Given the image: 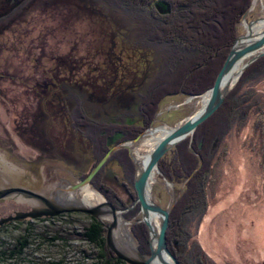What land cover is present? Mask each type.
Masks as SVG:
<instances>
[{
	"label": "rangeland",
	"instance_id": "1",
	"mask_svg": "<svg viewBox=\"0 0 264 264\" xmlns=\"http://www.w3.org/2000/svg\"><path fill=\"white\" fill-rule=\"evenodd\" d=\"M6 2L7 0H0V160L10 168V171L17 167L30 174L25 170L27 168L25 164L20 165L21 157L18 154L35 161L38 157L37 150L32 148L30 143L27 144L25 138H21L19 134L20 126L23 127V124L33 125V116L37 115V108L39 109L34 94L36 77H42L43 71L48 72L47 78L50 77L52 72L49 69L55 65L58 67L60 63L64 64L68 58H71L69 64L74 67L71 68L73 72L71 71L70 76L73 77L78 88L76 87L75 90L73 87L67 88V96L64 89L60 88L63 98L60 105L55 100L45 108L50 109L49 111L55 116L53 120L59 126L56 128L58 141L67 144L66 140L73 139L71 145L73 148L75 146L76 156L79 159L73 160L72 163L75 165L76 161L80 163L74 166L75 168H71L60 162L42 161L36 165L35 173L31 176L41 174L42 177H35L40 179L46 191H52V188L62 186L64 182L59 180V176L54 177L57 167L60 166L71 171V175L74 172L72 170H75L76 173L69 178L71 182L77 180L73 183L76 184L83 180L103 157L95 162L91 144L87 140L90 138L87 134L88 129L83 128V130L81 125H77L78 111L76 106L70 103L78 102L83 105L87 114L99 116L100 119L110 121L121 116L120 118L140 124L139 97L147 85L149 67L144 69V73L140 69L146 64L150 55L149 51L146 53V49L143 50L136 44L135 37H132L135 33L129 31L130 29L126 30L127 23L122 15L128 13L133 17L138 15L142 17L141 2L125 0L127 8L130 9L126 11L120 6H117L115 9L118 11H115L98 0ZM154 10L157 13H165L169 8L167 3L161 2ZM149 11L153 12V10ZM155 14L152 15L154 19L158 18ZM149 18L153 20L152 17ZM263 18L264 0H251L240 20L238 37L247 33L248 23L251 21H256L257 31H264V27H259L263 23ZM155 21L157 22L158 19ZM158 23L165 25L167 21ZM263 56L264 52L245 67L227 96L240 82L248 67ZM250 57L243 59L241 66L246 64ZM63 74L68 76V73L66 74L62 69L61 76ZM213 85L197 94L181 93L167 97L162 107L155 112L153 120L146 126H139L143 129L137 136L121 140L112 147L121 143L135 145L139 142V139L135 140V138L146 134L151 128L172 127L193 116L200 108L201 96L208 94ZM81 86L86 87L85 90H82ZM257 87V92L264 98V79L257 84ZM248 108L245 109L247 112ZM70 112L73 115L70 116ZM214 114L204 122L209 121ZM259 114L250 111L247 123L241 130L233 128L234 130L224 138L216 141L215 155L212 158V163L215 162L214 174L207 183L205 208L190 212L187 206L192 200L183 195L186 184L203 164L199 155V167L185 181L171 180L160 168L161 159L179 143L160 159L159 168L154 169L159 172L157 178L152 180L151 187H148L149 197L164 208L169 205L173 196L178 197L177 206L186 204L183 206V212L186 213L182 214L178 221L180 240L171 245L168 241L171 251L178 260L181 262L182 259L185 262H181L182 264H264V113ZM193 136L194 134L186 138L187 148L190 150L194 144ZM93 137L95 138V135ZM2 144L7 146L13 144L12 150ZM135 152L138 153L130 146L117 147L94 175L91 184L87 186L100 193L101 200L87 202L81 199L82 188L79 189L80 192L67 193L63 197L65 196L69 201L75 197L83 203L93 205L104 200L110 201L107 195L92 185L96 181L105 182L116 189L123 199L124 206L131 207L134 204L130 210L132 223L128 224L131 233L136 225L144 224L149 238L146 224L140 221L142 213L139 203H135L137 193L134 188L137 173L142 171L146 162L141 165L140 158ZM127 220L130 221L128 218ZM151 220L159 223L157 215H152ZM109 221L104 219V222L109 223ZM90 222L91 215L88 213L67 212L44 221L33 219L29 223L17 222L2 227L0 264L96 263L101 250L84 236ZM27 233L29 237H25ZM120 234L125 235L124 232ZM134 237L140 246V240L135 234ZM24 239H28L27 244H23ZM21 245L25 246L23 253L11 257V252ZM106 250L108 256H115L107 247ZM144 253L150 254V245L148 251Z\"/></svg>",
	"mask_w": 264,
	"mask_h": 264
},
{
	"label": "trees",
	"instance_id": "2",
	"mask_svg": "<svg viewBox=\"0 0 264 264\" xmlns=\"http://www.w3.org/2000/svg\"><path fill=\"white\" fill-rule=\"evenodd\" d=\"M98 1L115 11H118L115 9L117 6L124 11L130 10L125 0ZM139 1L142 5V17L140 15L133 17L126 13L122 15V18L127 23L126 30L130 29L129 31L135 33L132 37H135L136 44L141 49H146V53L149 51L150 55L146 64H143L140 69L144 73V69L149 67L147 85L144 91L139 92L140 124H135L130 119L120 118L121 116L111 119L110 122L100 119L99 116L87 114L78 102L70 103L79 111L76 116L79 115L77 120L80 121L76 122L75 119L77 125H81V129H88L87 134L90 138L87 140L92 146L95 162L99 161L114 144L137 136L143 129L139 126H146L153 120L155 112L162 107L167 97L181 93L197 94L214 84L221 66L239 35L240 20L251 3V0ZM161 2L167 3L169 11L157 13L154 10L155 6ZM154 13L158 17L155 18L158 19L157 22L152 16ZM159 21H167V23L165 25L161 23V25ZM263 79L264 56L248 67L240 82L229 93L214 116L198 126L193 136L194 144L191 150L187 148L186 139L161 159L160 168L163 174L176 181H185L199 167L200 158L202 159V166L188 181L183 193L184 196L190 197V201L192 200V203L187 206L190 212L206 207L205 192L207 183L214 174L215 162L212 163V158L215 155L216 141H220L234 129L241 130L247 123L250 111L260 113L259 115L264 113V98L257 92V84ZM72 86L74 90L78 88L75 83ZM80 88L85 90L86 87ZM59 97H61L60 93ZM62 99L61 97V101ZM247 108L248 112L245 110ZM69 114L73 115L71 112ZM90 133H92L91 136ZM100 191L108 196L107 190ZM185 205L184 203L179 206L176 204L172 211L167 232L170 245L180 240L178 221L179 217L186 213L183 212ZM105 231L104 225L91 216L90 225L86 228L84 236L101 250L97 262L92 264H128L115 256L107 255ZM132 231L140 240L141 250L148 251L149 238L145 225H136ZM25 237H29V234L27 233ZM23 241V244H27L28 239ZM24 247V245L16 247L10 256H20ZM181 262L185 263L182 259Z\"/></svg>",
	"mask_w": 264,
	"mask_h": 264
},
{
	"label": "water",
	"instance_id": "3",
	"mask_svg": "<svg viewBox=\"0 0 264 264\" xmlns=\"http://www.w3.org/2000/svg\"><path fill=\"white\" fill-rule=\"evenodd\" d=\"M255 22L251 21L248 23L247 33L239 36L230 49L213 87L209 91V99L205 106L193 116L171 127L169 133L157 143L149 154L144 168L135 178L134 188L137 193L135 203H139L140 205V211L142 213L140 221L145 223L148 228L150 254H146L141 250L138 241L129 229L128 224L132 222L128 221L124 216L128 208H119L109 200H104L99 204L93 205L66 200L65 196L63 198L58 193H56L57 195L55 193L49 195L45 191L44 193H40L42 189L45 190L40 183V179L32 177L31 174L25 173L24 170L20 172V168L17 167H14L10 171V168L1 162V160L0 201L15 195L20 196L23 200L33 204L35 210L28 214L31 217L56 216L67 212L88 213L103 223L106 229L105 243L108 251L114 253L116 258L124 260L128 264H182L171 251L167 240L170 216L178 197L173 196L169 205L164 208L149 197L148 180L152 171L155 168H159L160 159L182 140L186 139L189 135H193L197 127L216 112L245 67L263 54L264 31L260 33L261 35L253 33L251 27ZM247 57L250 58L246 64L238 67V64ZM141 135L136 137L135 140L140 139ZM124 145L129 147L128 144L122 143L112 147L83 180L69 185L70 191L80 192L79 189L90 185L92 178L109 158L110 153L117 147ZM19 175L23 179L18 178ZM37 176L40 177V174ZM152 215L158 216V225L152 222ZM26 216L27 214L22 213L16 217L1 219L0 224H4L12 219L23 220ZM104 219H109V223L104 222ZM118 230H122L126 236L121 243L115 237L116 231Z\"/></svg>",
	"mask_w": 264,
	"mask_h": 264
},
{
	"label": "flooded vegetation",
	"instance_id": "4",
	"mask_svg": "<svg viewBox=\"0 0 264 264\" xmlns=\"http://www.w3.org/2000/svg\"><path fill=\"white\" fill-rule=\"evenodd\" d=\"M10 1L11 0H7V2H10ZM69 59L71 58H68L64 64L60 63L58 67L57 65H55L51 69H49L52 72L50 77L47 78L48 72L43 71L44 73L43 72L41 73L42 77H36V82L34 81L36 83L35 85L36 91L34 94L38 101L39 109L37 108V115L33 116V120H32L33 125L23 124V127L20 126L21 132L19 136L21 138H25L27 144L30 143L31 147L37 150L38 157L35 158L37 160L34 161V160L29 159L28 157L18 154L19 157H21L19 161L20 165L25 164L27 167L26 170H28L30 174L35 173L36 165L42 163V161L43 162L47 161L48 163L60 162V163H63L64 166H69L71 168H75L80 163V162L78 163L77 161H76V165L72 163L73 160L79 159L78 156H76L77 151L75 150V146L73 148V146L71 145L73 143V139L70 138L66 140L68 142L67 143L68 145L66 143L62 144L60 141H58L59 140L57 137L58 135L56 136L57 132L55 131H56V128H58L59 126L56 124V121L53 120L55 116H53L51 111H49L50 109L45 108L53 104L55 100L58 101L59 102L58 105H60L61 97L58 96V94L60 93L59 89L63 88L65 91V95H66V89L69 87H73L72 84L75 83L73 77L70 76L71 71L73 72L71 68H73L74 66L69 64V62L71 61ZM62 69L65 70L66 74L68 73L67 77L65 76V74L61 76ZM64 76L65 78H63ZM56 112L58 111L56 110ZM2 145L12 150L11 146H13V144H10V146H7L6 144H2ZM63 145L68 146V147H65ZM90 148H92V146H90ZM85 156L87 157V155ZM115 159L119 161L118 158H115ZM61 160H63L64 162H61ZM57 169H58L57 172L54 173V177L59 176V180L61 182L64 181L63 186L68 187L71 183L73 184L77 181L75 180L71 182V179H70L76 173L75 170H72L74 172H73V175H71L72 172L69 171L68 169H65V167L58 166ZM19 171L21 172L23 171V169L20 168ZM37 175H33V177ZM60 175H62L61 176L63 177L62 179ZM40 176L42 177L41 174ZM18 178L23 179L21 175H19ZM92 185H94L98 190H107L108 199H110V201H112L117 207L123 206L122 208H128L127 211L124 213V216L128 218L129 220L131 219L130 210L134 204H132L131 207L124 206L123 199L120 195H118V192L116 191V189L113 188L112 186L110 187L105 182L96 181L95 183H92ZM40 193H44V191L42 192L40 191ZM34 210L35 209L32 203H29L28 201L23 200L20 196H17V195L11 198H7L3 201H0V220L6 217L7 218L16 217L22 213L27 214V216L23 220L12 219L0 225V229L2 227L11 225L12 223H17V222L18 223L20 222L29 223L30 221H33V219L44 221L52 217V216H42V217L32 218L28 214L30 212H33Z\"/></svg>",
	"mask_w": 264,
	"mask_h": 264
},
{
	"label": "bare ground",
	"instance_id": "5",
	"mask_svg": "<svg viewBox=\"0 0 264 264\" xmlns=\"http://www.w3.org/2000/svg\"><path fill=\"white\" fill-rule=\"evenodd\" d=\"M263 23L261 24V26L259 27H264V18L262 19ZM255 24L251 27V30L253 33H256L257 35H261L260 33H262V30L261 31H257L255 29ZM154 35V34H153ZM242 65V62H240L238 64V67ZM209 92L208 94H204L203 96H201V100H200V108L197 110V112L202 109L205 104L207 103L208 99H209ZM140 102V101H139ZM83 106V105H82ZM78 111V110H77ZM79 112V111H78ZM90 115V114H89ZM43 116V115H42ZM75 116V114H74ZM79 116V115H78ZM159 118V117H158ZM79 120V119H78ZM80 121V120H79ZM103 122V121H102ZM111 122V121H110ZM88 125V124H86ZM77 126V125H76ZM69 128V127H68ZM71 128V126H70ZM74 129V128H73ZM171 130V127L170 126H164V127H159L157 129H153L151 128L146 134L144 135H141L140 139H139V142L137 144H132V143H129V146L131 148H133V150H137L138 153L135 152V154H137V156L140 158V163L141 165H143V162H146L147 159H148V156L149 154L152 152V150L155 148V146L157 145V143L163 139L168 133L169 131ZM57 132V131H56ZM73 132V131H72ZM70 132V133H72ZM75 132V131H74ZM86 134V133H85ZM73 135V134H72ZM75 135V133H74ZM68 139V138H67ZM32 142V141H31ZM85 142V141H84ZM102 146V145H101ZM24 149V148H23ZM26 152V151H25ZM93 156V155H92ZM142 161V162H141ZM141 165L139 164V168L141 167ZM145 166V165H144ZM144 166L142 167V169L144 168ZM141 172V171H140ZM159 171L158 170H153L152 171V174L148 180V187H151V182L152 180L154 181L156 178H157V173ZM138 174V173H137ZM91 186H86L83 188V191H82V196H80L81 199H84L86 200L87 202H94V201H98V200H101L102 199V196L100 195V193H98L95 189H92L90 188ZM44 188V187H43ZM52 191H46V190H42V191H45L46 193L48 194H53V193H61L60 196L63 197L64 194H67V193H72L70 191V188L69 186L68 187H64L63 185L62 186H59V187H54L51 189ZM57 195V194H56ZM64 198V197H63ZM75 198V197H73ZM73 198L70 199V201H79L78 198H75V200H73ZM81 202V201H79ZM87 204V203H85ZM138 205V204H137ZM137 208V207H136ZM156 216V215H155ZM154 224L158 225V223L156 222V220L153 221ZM123 232L122 230H118L116 231V234H115V237L116 239L121 243L122 240L124 238H126L125 235H121L120 233ZM133 232V231H132ZM124 237V238H123ZM170 243V242H169ZM184 243V242H183ZM169 245V244H168Z\"/></svg>",
	"mask_w": 264,
	"mask_h": 264
}]
</instances>
